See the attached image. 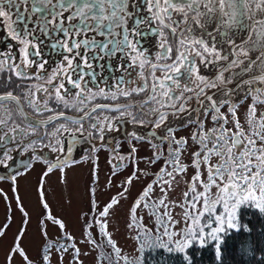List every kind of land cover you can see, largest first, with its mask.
Returning a JSON list of instances; mask_svg holds the SVG:
<instances>
[{"label":"snow or ice","instance_id":"snow-or-ice-1","mask_svg":"<svg viewBox=\"0 0 264 264\" xmlns=\"http://www.w3.org/2000/svg\"><path fill=\"white\" fill-rule=\"evenodd\" d=\"M85 163L78 240L49 181L67 186ZM37 164L30 209L18 179ZM4 182L0 238L20 216L5 264H37L34 214L38 264H84L81 245L95 264H141L157 246L219 241L242 205L264 212V0H0ZM117 209L131 252L113 236Z\"/></svg>","mask_w":264,"mask_h":264},{"label":"rangeland","instance_id":"rangeland-1","mask_svg":"<svg viewBox=\"0 0 264 264\" xmlns=\"http://www.w3.org/2000/svg\"><path fill=\"white\" fill-rule=\"evenodd\" d=\"M146 150L141 153V155L145 154ZM89 167L90 165L85 163L81 164L77 168L71 169L68 171V184L67 186L59 185L56 182V177L53 176L49 184L55 187L54 194V203L57 205L58 209L66 215L69 221L70 230L76 235L77 239H81L80 235V220H79V210L83 206L81 201V194L84 190V185L89 179ZM104 172L101 174L103 178ZM39 175L31 174L27 177L22 178L19 181L21 185V195L25 197L26 202L29 204L30 209H34L35 204V196L32 194L36 180H38ZM49 191L52 192L53 188L50 187ZM176 198V197H173ZM72 199L73 204L70 208H64V200ZM245 206H248L247 204ZM15 204L13 202V208ZM5 202L0 198V224L4 222L5 218ZM180 210L177 208L174 210V217L179 218ZM126 215L125 210L117 209L115 217H113L111 223L114 226L113 228V236L114 239L118 242V244L127 252H131L135 246L134 241L130 238L131 234L125 227ZM149 227H153L152 221H146ZM20 224V216L19 213H16L14 216L13 223L7 232V235L4 238H0V264H5V257L7 255V251L11 246L12 240L19 228ZM215 226V225H214ZM179 227V225H177ZM221 236V234H220ZM43 244V239L39 235L37 228V221L35 214L33 215L32 222L29 226L28 236L24 241V246L28 250L29 255L33 258L34 261H39V252L40 248ZM82 255L81 259L84 261V264H95V252H91L87 255L84 253L88 252V248L86 245H81ZM66 257L65 261L62 264H67ZM52 264H57L55 256H53Z\"/></svg>","mask_w":264,"mask_h":264},{"label":"trees","instance_id":"trees-1","mask_svg":"<svg viewBox=\"0 0 264 264\" xmlns=\"http://www.w3.org/2000/svg\"><path fill=\"white\" fill-rule=\"evenodd\" d=\"M238 229H226L219 241L193 244L184 253L159 246L146 250L141 264H264V212L242 205Z\"/></svg>","mask_w":264,"mask_h":264},{"label":"flooded vegetation","instance_id":"flooded-vegetation-1","mask_svg":"<svg viewBox=\"0 0 264 264\" xmlns=\"http://www.w3.org/2000/svg\"><path fill=\"white\" fill-rule=\"evenodd\" d=\"M147 151V146L146 145H144V146H142V151H141V153H143V151ZM106 158H107V153H101V156H100V166H101V174L103 173V172H106L107 171V164H106ZM78 166H80V165H77L76 167H74V168H77ZM42 168H43V165H40V164H37L33 169H32V171L31 172H29L27 175H25V176H21L19 179H18V186H19V191H20V193H21V189H20V187H21V185L19 184V181L22 179V178H24V177H27L28 175H31V174H35L36 176L37 175H39L40 174V172L42 171ZM74 168H72V169H74ZM69 170H71V169H69ZM68 170V171H69ZM38 178H39V176H38ZM36 182H37V180H36ZM36 184V183H35ZM0 187H2L6 192H8V194H9V196H11V185H10V183H7V182H4V183H0ZM2 199V198H1ZM3 200V199H2Z\"/></svg>","mask_w":264,"mask_h":264}]
</instances>
